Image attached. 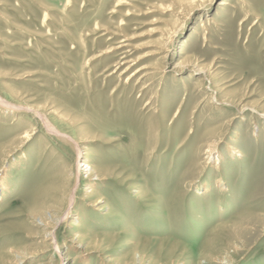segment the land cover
<instances>
[{"label":"rangeland","instance_id":"obj_1","mask_svg":"<svg viewBox=\"0 0 264 264\" xmlns=\"http://www.w3.org/2000/svg\"><path fill=\"white\" fill-rule=\"evenodd\" d=\"M219 1L0 0V264L58 263L73 196L66 264H264V0Z\"/></svg>","mask_w":264,"mask_h":264},{"label":"bare ground","instance_id":"obj_2","mask_svg":"<svg viewBox=\"0 0 264 264\" xmlns=\"http://www.w3.org/2000/svg\"><path fill=\"white\" fill-rule=\"evenodd\" d=\"M246 1V0H245ZM212 2V0H210V3ZM244 2V1H243ZM244 4H246V3H244ZM243 4V5H244ZM181 5H183V4H181ZM232 5V0H220L219 2H218V5H217V8H216V10L213 12V13H217V15H224V13L225 12H227V11H229L228 10V8H229V6H231ZM186 6V5H185ZM248 6V5H247ZM183 7V6H182ZM196 7V6H195ZM250 7V6H249ZM184 8V7H183ZM192 8V7H191ZM241 8V7H240ZM239 8V9H240ZM245 8H247V7H244L242 10H244ZM251 8V7H250ZM185 9V8H184ZM189 9V8H188ZM182 9H180V11H179V13L178 14H181V15H185L184 13H183V11H181ZM186 10V9H185ZM247 10V9H246ZM190 12H189V16H190V14L192 13V12H194L193 10H189ZM249 11V10H248ZM248 11H247V13H248ZM188 12V11H187ZM244 12V11H243ZM246 12V11H245ZM231 13V12H230ZM193 14V13H192ZM246 15V14H245ZM184 17V16H183ZM188 17V16H187ZM211 20H214V17H211L210 18ZM205 22V21H204ZM207 22V21H206ZM205 22V23H206ZM204 23V24H205ZM217 23V22H216ZM176 32V31H175ZM195 33L196 34H200V32L199 31H195ZM120 45V44H119ZM123 48V45L121 46H119V47H117V48ZM160 47V46H159ZM164 47V46H163ZM117 48H113V49H117ZM125 49V48H124ZM157 49V48H156ZM162 50V49H161ZM129 51L127 50V49H125V50H123L122 52H121V57L119 58V62L116 64V65H118L119 66V68H122V67H124L123 68V70L121 71V73H125L130 67H131V64H132V62H133V60H131V59H127V58H129L128 57V55H127V53H128ZM156 53H159V52H156ZM161 53H163L164 55H162L163 57H162V59H165V60H169V59H171L172 58V56H174V53L172 54L171 53V50L170 49H166V50H163ZM184 52L183 51H181L180 50V52L178 53V54H183ZM129 54V53H128ZM155 54V53H154ZM159 55V54H158ZM119 57V56H118ZM160 57V56H159ZM161 59V60H162ZM163 61V60H162ZM182 65V64H181ZM156 66V65H155ZM154 66V67H155ZM161 66V65H160ZM157 67V66H156ZM150 68V67H149ZM161 68V67H160ZM182 68V67H181ZM204 68V67H203ZM143 69H144V67H143ZM163 69H164V67H163ZM206 69V68H205ZM141 70V69H140ZM140 70H138V71H140ZM155 71V70H154ZM197 72H202L203 70H196ZM128 72V71H127ZM126 72V73H127ZM204 72V71H203ZM206 72V71H205ZM208 73V72H207ZM133 74V73H132ZM144 75V74H143ZM145 76V75H144ZM211 76V75H210ZM204 77H206V74H204ZM208 77V76H207ZM199 82V81H198ZM216 85V84H215ZM217 88L218 89H221L220 88V86H218L217 85ZM227 101V100H226ZM230 101V100H229ZM7 102V101H6ZM6 102H4V101H1L0 103H1V105L3 106V105H6L7 107H9L10 108V110H16V109H12L11 107H13L12 105H10V104H7ZM234 102H236L235 100H234ZM244 107V106H243ZM1 108V107H0ZM7 110V109H6ZM243 110V109H242ZM8 111V110H7ZM16 112V111H15ZM17 113V112H16ZM13 114V113H12ZM44 114V113H43ZM15 116H16V114H14ZM47 115V114H46ZM263 117H264V112H262V114H261ZM13 118V117H12ZM52 129V128H51ZM50 129V130H51ZM80 129H81V127H80ZM51 131H53V130H51ZM56 132V131H55ZM61 133V132H60ZM63 134V133H62ZM210 134H212V133H210ZM60 135V134H59ZM213 135V134H212ZM81 136H85L84 134L83 135H81ZM61 137V136H60ZM89 137V136H88ZM85 138H86V136H85ZM69 139V138H68ZM64 140V139H63ZM74 140V139H73ZM80 141H81V139H79ZM76 141V140H75ZM84 141V140H83ZM210 142L212 141V140H209ZM209 141H206V149L207 148H209V153H211V156L212 155H214V150H215V147L213 146V143H210ZM74 146V145H73ZM229 148H230V152H231V156H237V157H239L240 158V156H243V154H242V151L240 150V149H238V148H236V147H234V146H232V145H230L229 146ZM84 149V148H83ZM205 149V150H206ZM88 150V149H87ZM76 151H78L77 152V155H78V161L77 162H81L83 159H85L86 160V156L84 155V153H83V150L79 147L78 148V150H76ZM216 154V153H215ZM215 157H216V160L218 161V163L219 162H221L222 161V159L223 158H221V156L220 155H214ZM236 157V158H237ZM84 160V161H85ZM218 163H217V165H218ZM85 165H83V167H85V169H88V167H89V170H87L86 171V178H84L85 179V181H86V184H90V185H92L93 183H94V179H96V177H97V179L99 178L98 177V175H100L99 174V172H97L96 171V168H94V167H92L91 165H90V162L88 161V159H87V161H85V163H84ZM76 170V169H75ZM84 170V169H83ZM85 172V171H84ZM67 173H68V171H67ZM66 173V174H67ZM70 173H71V171H70ZM69 173V174H70ZM76 174H75V177L78 179L80 176H81V168H80V164L79 165H77V170H76V172H75ZM66 174H64V175H66ZM98 174V175H97ZM97 175V176H96ZM72 176V175H71ZM65 177V176H64ZM63 177V178H64ZM67 177H69L70 178V176H68L67 175ZM66 178V177H65ZM75 178V179H76ZM76 179V180H77ZM64 181V180H63ZM66 181H68L69 182V179L67 178L66 179ZM66 181H64V182H62L61 183V185L58 187V188H60L61 187V192H62V195H60L61 197H59V198H57L58 197V195L56 196H54L53 197V199L55 198L56 199V202L55 203H57V202H59V205H62V202H64V200L66 199V194L68 195H70V193L69 192H67V190L66 189H64V185H66L67 184V182ZM87 181H88V183H87ZM77 182H78V180H77ZM96 182V181H95ZM76 183V182H75ZM69 184V183H68ZM76 185H78V183L76 184ZM226 185V184H225ZM74 186H75V184H74ZM222 187H225V186H223V184L221 185ZM220 186V187H221ZM0 187H1V185H0ZM68 188V187H67ZM75 188H77V187H75ZM70 189V188H69ZM69 189H68V191H69ZM57 190V189H56ZM74 190V189H73ZM75 191V190H74ZM60 192V193H61ZM74 193H71V196L73 195ZM92 194V193H91ZM65 197V198H64ZM70 198V197H69ZM100 199L101 198H97L96 200H94V202L93 203H96L95 201H100ZM67 200V199H66ZM74 200H75V197L73 196V197H71L70 199H69V202H68V205H67V207H65V208H59V207H57V209H60L61 210V212H59L58 210H56V209H54V208H52V209H50V210H48L47 211V209L49 208L48 206H46V207H48L47 209H46V211H43V209H42V212H39V210H33L32 211V213H33V222L36 224V225H38L42 230H43V236H44V243H45V246L44 247H46L47 249L49 248V249H53L56 253H57V255L59 256V258H60V261H58V263H54V264H66L67 263V260L69 259V256L68 255H64L63 257H62V253H61V244H59L58 243V241H57V237H56V226H57V224L60 222V221H64L70 214H71V209L74 207ZM54 204V203H53ZM56 205V204H55ZM55 205H53L54 207H55ZM103 206V205H102ZM45 209V208H44ZM77 220V219H76ZM69 226H72V227H79L80 226V223H79V221H71L70 222V224H69ZM78 238V237H77ZM79 242H81V241H79ZM74 244V243H73ZM64 247H66L65 245H64ZM70 247H68L67 249H69ZM18 249V248H17ZM46 249V250H47ZM12 252L13 253H16V254H19V256L22 258V256H23V254L24 253H22V252H20V251H18V250H15V249H13L12 250ZM19 258V257H18ZM24 258V257H23ZM225 259V258H224ZM223 260V259H222ZM230 261V260H229ZM86 264H87V262H85ZM221 264H225V262H221ZM229 264V263H228Z\"/></svg>","mask_w":264,"mask_h":264}]
</instances>
